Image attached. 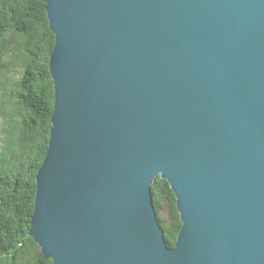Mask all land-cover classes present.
<instances>
[{
    "label": "water",
    "instance_id": "1",
    "mask_svg": "<svg viewBox=\"0 0 264 264\" xmlns=\"http://www.w3.org/2000/svg\"><path fill=\"white\" fill-rule=\"evenodd\" d=\"M55 44L29 236L53 264H264V0H41ZM181 221L167 245L151 185Z\"/></svg>",
    "mask_w": 264,
    "mask_h": 264
},
{
    "label": "trees",
    "instance_id": "2",
    "mask_svg": "<svg viewBox=\"0 0 264 264\" xmlns=\"http://www.w3.org/2000/svg\"><path fill=\"white\" fill-rule=\"evenodd\" d=\"M55 37L41 0H0V82L5 120L0 139V264H53L29 236L36 175L46 155L54 104L49 59ZM18 69L16 79L9 71ZM151 194L168 246L181 221L167 181L156 177Z\"/></svg>",
    "mask_w": 264,
    "mask_h": 264
},
{
    "label": "rangeland",
    "instance_id": "3",
    "mask_svg": "<svg viewBox=\"0 0 264 264\" xmlns=\"http://www.w3.org/2000/svg\"><path fill=\"white\" fill-rule=\"evenodd\" d=\"M18 76V69L16 70H12L9 71L7 74V78L12 80V79H16ZM54 100V99H53ZM4 101V96H3V91H2V84L0 82V107H2V102ZM5 125V120L0 116V139H2L4 137V135L2 134V128ZM1 141H0V148H1ZM176 204V201H175Z\"/></svg>",
    "mask_w": 264,
    "mask_h": 264
},
{
    "label": "bare ground",
    "instance_id": "4",
    "mask_svg": "<svg viewBox=\"0 0 264 264\" xmlns=\"http://www.w3.org/2000/svg\"><path fill=\"white\" fill-rule=\"evenodd\" d=\"M55 44V43H54ZM54 98V97H53ZM53 108H54V104H53ZM54 113V111L52 112V114ZM52 128V127H51Z\"/></svg>",
    "mask_w": 264,
    "mask_h": 264
}]
</instances>
